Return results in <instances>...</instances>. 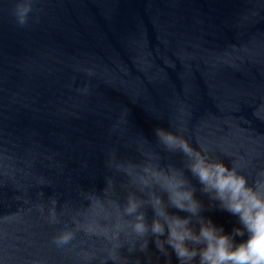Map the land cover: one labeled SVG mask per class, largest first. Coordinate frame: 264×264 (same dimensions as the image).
Wrapping results in <instances>:
<instances>
[{
	"label": "water",
	"instance_id": "1",
	"mask_svg": "<svg viewBox=\"0 0 264 264\" xmlns=\"http://www.w3.org/2000/svg\"><path fill=\"white\" fill-rule=\"evenodd\" d=\"M16 2L0 0V264H177L150 232L113 238L130 195L149 224L163 196L128 160L184 169L200 215L238 227L155 129L236 161L250 183L264 170V0H32L23 26Z\"/></svg>",
	"mask_w": 264,
	"mask_h": 264
},
{
	"label": "clouds",
	"instance_id": "2",
	"mask_svg": "<svg viewBox=\"0 0 264 264\" xmlns=\"http://www.w3.org/2000/svg\"><path fill=\"white\" fill-rule=\"evenodd\" d=\"M13 11L18 24L23 26L32 11V0H17ZM155 135L166 150L179 151L187 158V172L201 185V191L220 208L236 216L239 226L225 233L210 218L201 216L202 202L195 197L184 169L172 165L161 167L158 157H153L128 160L125 171L127 168L138 170L141 186L158 187L167 201L155 192L150 195L153 218L149 224L146 214L139 210L143 202L130 195L121 218L133 219L125 221L124 225H115L117 232L113 238L124 227H130L131 233L138 238L146 237L150 232L155 248L165 257L174 254L177 264H264V170L258 171L250 183L236 161L229 167L221 160L206 158L203 151L191 147L183 136L163 127H157ZM52 203L55 204V200ZM95 203L102 208L99 198ZM111 203L120 208L116 202ZM169 207L187 215L170 213ZM52 216L55 217L54 212ZM194 217L198 227L193 226ZM88 231L92 235H108L107 229L97 230L90 226ZM73 238V232L64 231L54 236L52 242L62 247ZM147 247L145 239L140 250L145 251ZM109 258L114 264L120 259L115 253Z\"/></svg>",
	"mask_w": 264,
	"mask_h": 264
}]
</instances>
